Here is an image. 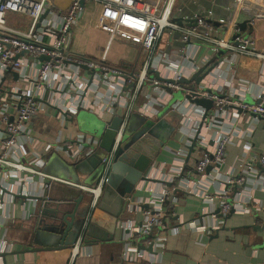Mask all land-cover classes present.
<instances>
[{"label": "built area", "instance_id": "built-area-1", "mask_svg": "<svg viewBox=\"0 0 264 264\" xmlns=\"http://www.w3.org/2000/svg\"><path fill=\"white\" fill-rule=\"evenodd\" d=\"M90 1L115 13L114 22L109 29L113 36L139 45L147 52L146 60L139 69L128 70L127 68L108 66L99 60L80 57L68 49L73 29L80 22L85 10L82 0H72L65 13L59 14L52 11L48 13L50 14L48 17V14L43 17L48 10V0H0V44L4 46L0 49L2 80L0 82V176H6L7 178L21 177L22 180L20 179L18 182L22 181L20 187L24 190L23 192H28V184L36 176L42 179L50 177L42 170L45 160L40 156L44 153V150L35 148L33 152L26 151L28 142L35 143V147L38 146V142L32 134V118L38 113H45L66 123L67 120L69 121L70 116L76 114L79 105L84 110L88 109L89 95L93 94L95 96L97 89L100 87L110 84L112 87L119 88L114 98L109 100L110 108L108 111L112 115L117 109L122 117V122L117 130L112 149L103 157L105 165L103 173L93 186L76 184L89 191L92 194V199L82 230L72 247L69 264L74 263L80 246L83 244L93 211L102 196L104 187L107 185L113 160L125 138L132 114L140 111L147 117L156 118L161 113V108L168 104L171 96L163 86L169 85L175 91L182 89L179 84H168L162 79L172 78L179 81L184 77L189 80L212 58H216L217 65L212 73L206 77V80H209L213 75L215 69L220 65L221 59L233 63L234 59L236 60V57L240 56L264 61V50L256 47V43L251 36L240 35L237 38L234 35L239 30L237 24L242 21L233 17L227 23L226 19L219 18V23H215L217 16L214 8L203 6L198 12L192 13V16H187L180 12L182 9L174 15L177 0H161L158 8L145 11L136 10L130 3L131 1L128 2V0ZM249 1L234 0L232 14L235 15L236 11L237 14H240V11L244 9L245 20H249L251 23L253 15H248ZM259 9H262V7ZM8 13L24 14L29 17L31 19L30 28L21 30L8 27L6 19ZM255 13L256 11L253 10L252 14ZM178 18L182 19V23L177 22ZM189 20H195V24L190 25ZM214 23L219 27L221 25L225 26V29L221 26L222 34L219 30L217 32ZM100 25L106 27L102 21ZM171 32L178 35L173 38H179L181 41V55L190 65L187 74L180 63L171 62L167 52L160 50L164 35L172 34ZM232 33L233 36H231ZM5 44H8L9 47ZM188 46L193 47L194 50L197 49L194 56L187 54ZM227 52H229L228 55ZM41 56H46L48 59L40 60ZM16 57L17 59H15ZM76 63L88 64L90 68L102 70V72H97L94 75L93 88H88L90 76L85 70L76 66ZM155 72H159L162 79L156 78ZM14 73L17 74V78H15ZM185 85L189 86V84ZM207 86L214 92H220L209 85ZM125 87L127 88L124 89ZM202 94L213 98L215 108L206 118L199 135L196 150L200 156L195 167H193L194 172L198 174L197 176L209 175L213 170L220 171L226 163L228 147L231 143L230 133H222L220 138L212 144H210L207 134V130L219 128L218 115L223 116L228 109L238 111V108H241L249 116L252 115V118L253 115H255V118H258V116L264 117V93L260 96L259 102L253 105L242 102L240 98L236 99L225 94L223 98L214 93L212 96L208 93ZM180 103L190 109L186 117L192 124L193 137H195L203 121L204 110L191 104L186 99L171 106L177 109ZM91 107L94 108V102H92ZM181 124L185 125L183 119ZM183 132L184 129L181 127L175 135L176 138L179 135L181 137ZM63 143L67 148L64 149V152L68 161L75 163L92 154L99 147L100 139L93 134L81 133L77 135L75 140L69 137ZM191 144H184L178 150L177 155L179 158L177 161H183L185 164L176 165L175 168L174 165H171L170 169H175H172L174 175L171 182L153 176L156 169L153 164L151 165L147 176L153 181L147 182L160 185L162 187L160 192L151 188L147 190L148 192H145L146 195L144 196L140 197L132 194L126 197L128 203L135 204H132L133 208L143 212V218L137 226L121 225L125 233L123 252L125 260L132 262L148 260L150 263H154L157 259L156 254H163L167 244V235L163 233L162 229L164 230L167 224L170 223L174 210H176L177 203L180 200V197L177 196L178 191L195 192L205 202L216 204V208L214 205H210L211 208H207L204 213V216L216 219L214 225L201 226L198 219L188 222L191 228L205 232L208 235L225 226V217L232 208L248 213L252 211L251 206H247L238 200L241 194L239 189L248 185L250 177L257 178L258 182L263 176L262 169L258 168L256 163L259 162L264 168V154L259 155L258 159L252 161L247 170L239 177L228 179L225 183L226 189L222 193L212 194L207 190L204 193H198L193 189L192 182L194 180L189 173L193 170L186 171L185 158ZM52 148L53 144L47 146L45 151L47 152ZM55 148L58 149V146ZM209 167H211V170L207 172ZM162 171L163 168L160 167L158 173ZM143 182L139 184L137 190ZM168 183H173V185L168 187ZM194 184L196 186V183ZM235 184L238 187V194L234 195L233 201H231L228 190L232 186L235 189ZM253 201H255L254 196H248L247 202L252 203ZM146 204L149 206L148 208H144ZM217 208L220 209V216L215 213ZM3 244L5 247L6 243L3 242ZM139 244L145 247L152 244L155 253L146 249H139ZM7 246L10 247V245ZM0 252H2L1 249Z\"/></svg>", "mask_w": 264, "mask_h": 264}, {"label": "crops", "instance_id": "crops-1", "mask_svg": "<svg viewBox=\"0 0 264 264\" xmlns=\"http://www.w3.org/2000/svg\"><path fill=\"white\" fill-rule=\"evenodd\" d=\"M128 2L136 10L145 11L158 8L161 0H128ZM233 2L234 0H177L174 15L182 9L180 12L192 16V13H196L203 6H207L214 8L217 16L215 23H219V18L226 19L227 23L233 17L238 18L239 21L245 20L244 9L240 11V14H237V11L235 15L232 14ZM71 3L72 0H48L49 12L54 11L63 14ZM260 5H262V9H259L261 8ZM84 6L83 16L73 29L68 49L80 57L99 60L108 66L127 68L128 70L139 69L146 60L147 52L141 46L111 34L109 29L114 22L115 13L90 0H85ZM253 10L256 11L255 14H252ZM248 15H253V21L249 22L246 30L242 32L238 30L234 35L237 38L240 35L251 36L256 43V47L264 50V0H250ZM6 19L7 26L14 29L28 30L31 26V19L24 14L8 13ZM101 21L106 27L100 25ZM215 23L214 27L217 28V32L219 30L222 34L221 26L224 29L225 26L221 25L219 27ZM171 33L164 35L160 50L167 52L171 62L180 63L187 74L190 65L181 55V41L179 38H173L178 35ZM231 36H233V33ZM233 43L235 44V42ZM2 47L4 46L0 44V49ZM187 51L188 55L194 56L197 49L194 50L193 47L188 46ZM228 54L229 52H227ZM0 82H2L1 74ZM205 83L225 95L236 99L240 98L242 102L253 105L259 102L260 96L264 93V61L240 56H237L233 63L221 59L220 65ZM118 89L110 84L100 87L97 89L95 96L93 94L89 95L88 109L85 110L102 117V119H110L109 100L114 98ZM92 102H94V108L91 107ZM163 108L164 106L161 109ZM171 110L175 111L178 117H169L170 123L178 125L177 121L183 119L185 125H178L166 146L160 150L152 163L156 169L153 176L161 177L162 180L170 182L174 175L172 169L175 170L176 165L185 164L183 161H177L179 158L177 155L178 150L184 144H191L194 138L192 124L186 117L190 109L180 103L177 109L173 108ZM135 113L143 115L140 111ZM218 119L220 122L218 124L219 128L209 129L207 134L209 142L212 144L220 138L222 133H230L231 143L228 147L226 163L220 171L213 170L209 175L197 176V172H189L194 170L193 167H195L200 156L196 149L193 151L187 163L186 171L192 176L194 180L192 182L193 189L198 193H204L205 190L212 194L222 193L226 189L225 183L228 179L239 177L247 170L252 161L258 159L259 155L264 154L263 120L252 118V115L249 116L244 111L239 112L232 109L226 110L223 116L218 115ZM31 127L38 146L35 147V143L28 142L26 151L33 152L35 148L44 150V153L40 156L45 160L42 170L50 177L42 179L36 176L28 184V193L41 196L44 200L24 201L20 198L15 200L0 188V249L2 252H7L6 257L0 256V264H69L72 247L36 252L27 250L37 247L32 243L30 234L31 230L39 224L44 202H50L46 205L50 212L58 208L59 203H68L65 205H69L79 199L81 214L86 213L87 208H90L92 194L89 191L77 186L76 182L63 179L45 169L47 162L52 157L56 156L68 161L63 142L68 140L69 137L75 140L77 135L81 133L89 135L87 133L89 131L81 130L77 122L72 123L67 120L66 123H63L57 117L53 118L45 113L35 115L32 118ZM181 127H183L184 132L181 137L179 135L176 138L175 135ZM52 144L53 148L46 152L47 146ZM57 146L58 149L55 148ZM61 159L52 163V167H55L54 170H58V167L62 165ZM171 165H174V168L170 169ZM160 167L163 168V171L158 173ZM20 179L21 177L17 176L9 178L0 176V184L6 188L13 187L18 190L22 183V181L18 182ZM88 180L90 182L86 183L87 181H84L81 184L93 186L97 181V177L88 178ZM194 183H196V186ZM151 188L158 192L162 190V187L158 184L143 182L134 194L140 197L144 196L146 195L145 192H148L147 190ZM120 190L122 188L116 190L106 185L90 219L89 226L93 225L95 229L109 231V239L107 241L98 240L91 244L83 243L73 264H264V230L261 226L264 219V174L258 182L257 178L250 177L248 185L239 189L241 194L238 200L247 206H251L252 211L248 213L236 209L225 220V226L215 230L210 235L191 228L188 222L198 219L201 226L214 225L216 219L204 216V213L207 208H211L210 205H214L216 208V204L205 202L195 192L178 191L177 196L180 197V200L177 203L176 210H174L170 223L167 224L164 230L162 229L163 233L167 235V244L163 254H156L157 259L154 263H150L148 260L132 262L124 259L125 233L121 225L137 226L143 218V212L133 208L132 204L134 203H128L126 195L121 194ZM228 194L231 201H233L232 198L235 195L233 186L228 190ZM250 195L255 198L252 203L247 202ZM23 202H25V205L22 204ZM3 242L6 243L5 247ZM7 245H10V247ZM153 253L155 252L153 251Z\"/></svg>", "mask_w": 264, "mask_h": 264}, {"label": "water", "instance_id": "water-1", "mask_svg": "<svg viewBox=\"0 0 264 264\" xmlns=\"http://www.w3.org/2000/svg\"><path fill=\"white\" fill-rule=\"evenodd\" d=\"M82 5H85V0H82ZM48 13L49 8L43 17H45ZM177 22L182 23V19L178 18ZM188 23L190 25H194L195 20H189ZM248 25L249 20H244L237 24V29L242 32L247 29ZM6 46L9 47L8 44ZM15 59H17V57ZM39 59L45 60L48 59V57L41 56ZM75 65L87 72V74L90 76L88 81V88H93L94 75L97 72H102V70L97 68H90L88 64L76 63ZM216 65V58H212L209 63L204 64V66H202L196 73H194L189 80L184 77L179 81H176L172 78L165 80L160 77L159 72H155L156 78H161L168 84H179L182 89L175 91L169 85L163 86L168 91V93L171 94L172 97L156 118L144 116L146 119H149V121L145 120L144 122H141L140 129L137 131V133H135V135H132V137L124 144L122 142L113 160L111 166V174L108 176L107 185L116 190L122 188V190H120V193L123 195L125 194L126 197H128L136 192L137 187L141 182L152 180L147 176V174L151 169L153 160L156 159L160 150L164 148V146H166L169 138L173 135L178 125L181 124V119L177 121L178 125L176 123H174L173 125L168 120L169 117H178L176 112L171 110L173 109L171 105L174 102L176 103L178 101H183L184 99L188 100L191 104H194L198 108L204 110L203 121L199 126L197 134L192 139V144L189 146V152L185 158L186 163L189 162L193 151L197 147L203 124L206 118L215 108L213 98H210L209 96L207 97L202 93H208L210 94V96H212L214 93L220 98L224 97L223 93L217 91L214 92L207 85H205L206 77L212 73ZM14 76L15 78L18 77L16 73H14ZM185 84H189V86ZM126 88L127 87H125L124 89ZM176 94L181 95V98L175 99ZM81 111H84V109H82L81 105H79L77 107L76 114L70 116L69 121L72 123L77 122L76 117ZM238 111L242 112V109L238 108ZM95 116L99 120V124L95 126L93 125L92 127L89 126L90 129L87 131H89L90 133V131L92 130L93 135L100 139L99 147L92 154L75 163L68 162L61 159L60 157H52L47 162L45 169L49 167L48 170L50 172L51 166L53 165L52 163H55L56 161H58V159H61L62 165L58 167L60 173L59 176L61 178L67 179L69 181L71 180L73 182H76L77 184L84 183V181L90 182L88 178L92 177H97L98 180L105 167L103 163V157L112 149L117 130L122 122V117L117 109L112 113L111 118L108 120L102 119V117L98 115ZM253 117H255V115H253ZM131 118L129 119L128 125ZM258 118L260 120L264 119V117L261 116H258ZM50 164L51 166H49ZM256 166L258 168H261L262 173H264V168L260 165L259 162L256 163ZM210 170L211 167L207 169V172H210ZM167 185L168 187H171L173 183H168ZM234 186L236 195L238 194V187L237 184H235ZM0 188L5 194L11 195L15 200L18 198L23 199L24 201L44 200V198H42L41 196L23 192L24 190L22 189V187H19L18 190H15L13 187L5 188L0 184ZM44 203V207L41 210L39 224L31 230L30 234L32 243L34 245H37V247L31 248L27 251L36 252L40 250H62L73 247L82 230L88 208L86 213L81 214L79 199L76 200V202L70 203L73 206L70 204L65 205L68 203H59L58 208L50 212V210L46 206L50 202L48 201ZM22 204L25 205V202H23ZM148 207L149 206L147 204L144 205V208ZM219 210L220 209L217 208L215 211L217 215H219ZM234 212L235 208H232L230 213L225 217V220H227L228 216H230ZM261 226L264 230V224ZM108 235L109 231L98 230L97 228L95 229V226L91 225L87 228L83 243L91 244L97 242L98 240L107 241L109 239ZM139 249H146L149 252L154 251L152 244L147 247L139 244ZM6 255V252H0V256L6 257Z\"/></svg>", "mask_w": 264, "mask_h": 264}, {"label": "rangeland", "instance_id": "rangeland-1", "mask_svg": "<svg viewBox=\"0 0 264 264\" xmlns=\"http://www.w3.org/2000/svg\"><path fill=\"white\" fill-rule=\"evenodd\" d=\"M180 98H181V95H179V94L175 95V99H180ZM144 118L145 117L143 115L139 114V113H134L132 115V118L130 120V123L128 125L127 131H126V134H125V138H124L123 144L126 141H128L132 137V135H135V133H137V131L140 129L141 122H144L145 120L149 121V119H146V118L144 119ZM76 121H77L80 129L85 131V132L90 129L89 126L92 127L93 125L95 126V125L99 124V120L96 118V116L93 115L92 113L86 111V110L81 111L79 113V115L76 117ZM87 133H89V132H87ZM89 134H93L92 130L90 131ZM49 166H51V164ZM53 168H55V167L51 166V171L50 172H53L54 174L60 175L59 170L57 171V170H54ZM86 183H88V181Z\"/></svg>", "mask_w": 264, "mask_h": 264}]
</instances>
